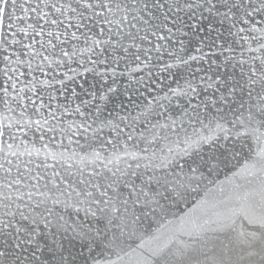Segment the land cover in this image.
I'll return each mask as SVG.
<instances>
[{
    "label": "snow or ice",
    "instance_id": "obj_1",
    "mask_svg": "<svg viewBox=\"0 0 264 264\" xmlns=\"http://www.w3.org/2000/svg\"><path fill=\"white\" fill-rule=\"evenodd\" d=\"M0 264H264V0H0Z\"/></svg>",
    "mask_w": 264,
    "mask_h": 264
}]
</instances>
